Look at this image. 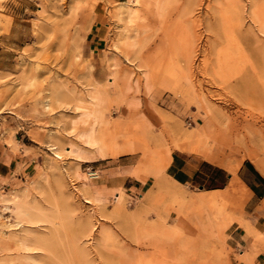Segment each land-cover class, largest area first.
<instances>
[{"label":"rangeland","instance_id":"374dc122","mask_svg":"<svg viewBox=\"0 0 264 264\" xmlns=\"http://www.w3.org/2000/svg\"><path fill=\"white\" fill-rule=\"evenodd\" d=\"M116 2L0 0V192L36 196L31 252L45 264H264V195L237 179L199 192L168 168L174 152L203 157L181 150L180 133L195 131L226 172L249 160L264 176V34L252 18L264 0H168L161 17L144 1L133 24L114 16ZM126 26L130 47L118 40ZM189 34L198 49L186 60ZM97 83L109 91L104 158L71 123ZM69 141L81 159L53 164L51 146L67 153ZM82 172L106 211L84 201ZM122 176L124 208L107 213ZM234 219L259 228L258 240Z\"/></svg>","mask_w":264,"mask_h":264},{"label":"bare ground","instance_id":"6f19581e","mask_svg":"<svg viewBox=\"0 0 264 264\" xmlns=\"http://www.w3.org/2000/svg\"><path fill=\"white\" fill-rule=\"evenodd\" d=\"M144 1H145L144 4L147 5L148 8H150L153 5L152 7H153V10L155 11L154 14L156 13L155 15L157 17H161L166 9L168 0H151L152 2L148 0L150 1L149 5L146 4V2L148 1L146 0ZM142 2L140 0H117V2L111 6V9L113 11L114 16L118 20H122L124 18L127 21V23L133 24L134 17L136 16L135 19L139 18L137 17V14L140 8H142L143 6ZM139 3H142L141 7L140 8L138 7L139 9L136 10L137 8L135 9V7L138 6ZM111 9H110V12H112ZM135 10H136V15L133 16L135 13ZM138 15L140 16V13ZM132 17H133V22L131 20ZM252 18L254 19V22L258 26L259 32H261V34H264V7H262V5L254 6V8L252 9ZM128 26L130 27V25ZM128 26L123 28L124 32L121 33L118 39L119 42L123 43V46L126 45L125 47H127L128 45L126 44V42L128 41L130 42L129 39L132 37V36L130 37L131 32L129 33L130 35L128 34V30H129ZM190 34L187 36V38L184 40L182 44V50H183L182 53H183V57L186 60L190 59L193 52L198 49L197 43L195 40L196 38L194 37L192 38L193 35H190ZM135 35H137V32H135ZM131 45L133 46V44ZM115 47H117V44H115ZM128 47H130V43ZM92 67H93L92 64L89 63L88 69H91ZM116 73L117 71L115 70L111 71L110 74L112 76L109 77V79L111 80L112 78L114 79V76H116ZM125 78L127 77H124V79ZM86 96L89 101V105L85 106L84 109L80 110L75 116H73V118H71L72 119L71 123L74 127L73 131H75V128H76L74 135L76 138L80 139V141L85 146H87L88 148L92 150H95L100 155L101 158H104L107 155L113 153L112 151L113 148L111 147L112 139L107 134L99 131L97 127L104 121L103 116H102L101 105L104 102V100L108 99L109 91L106 85L97 83V84H94L92 87L87 88ZM78 107H81L79 103H77L74 108L78 109ZM44 108L45 109L48 108L47 103L44 104ZM211 130L212 129H210V132ZM203 136L204 134L201 135L200 132L198 133L195 131L180 133L179 138L182 140V142L185 145L183 148H181V150H187V151L195 152L197 154H201L205 159L212 161L211 152L209 153V150L211 149V147H206V143H207L206 140H204L205 141L204 144L201 143V141L203 140ZM10 142H11V138H10ZM67 148L69 149L67 150L68 154L64 152V149H59L54 145L51 146L53 164L56 162L66 161L67 160L66 155H69V154H73V155L75 154V158H78L77 160L81 159L80 158L81 148L78 145H76L72 141H69ZM53 164L51 166H53ZM134 170L132 171V173H134ZM137 171L135 173H137ZM135 173H134V176H135ZM80 174H81V177H83L81 194H84V201L90 203V199H92V201L97 205L96 208L100 206V209L103 208L106 211V207H107L106 198L101 194V192L96 186H93L87 182L89 178L87 177V175H85L83 172ZM152 174L154 175L155 172H152ZM137 175L138 174H136V177H138ZM144 176L147 177V174H144ZM144 176H141V178L142 177L144 178ZM122 180H123V176L112 178V182L114 185L113 190H112L114 194V199H113V204L111 205L107 213H111V214L120 213L122 212L124 208L123 207L124 191L122 187L118 186L120 182H122ZM30 195L32 194H30V192L28 193L27 188H24L21 192H17V191L12 192V193H9V192L1 193L0 192V250L3 251V254H2L3 256L1 260L5 264H45L46 263V262L43 263L42 261H39L38 259H36L37 257H34L33 252H31L34 248H36L32 244L33 235H34L32 226L33 224L36 225L38 221L40 222L41 219L38 220L36 219L35 216L37 214L39 215V213H42V212L40 209H38L35 206L34 200H36L35 198L36 196L31 197ZM200 196L201 195H199L198 197ZM5 213H7L6 216L3 215ZM105 213H103L102 215H104ZM233 223H235L237 227L242 228L244 236L252 235L257 240L260 237L261 230L259 228H256L254 225L250 224L248 220L234 219ZM35 242H36V239H35ZM37 242L39 243L38 240ZM181 243L182 241L180 242V244ZM10 249H14L17 251L15 255L9 252Z\"/></svg>","mask_w":264,"mask_h":264},{"label":"crops","instance_id":"0c3cea01","mask_svg":"<svg viewBox=\"0 0 264 264\" xmlns=\"http://www.w3.org/2000/svg\"><path fill=\"white\" fill-rule=\"evenodd\" d=\"M171 177L180 184L198 187L200 191H221L234 179L249 190L250 197L264 195V176L249 161H243L235 173L196 154L174 152L169 164Z\"/></svg>","mask_w":264,"mask_h":264}]
</instances>
